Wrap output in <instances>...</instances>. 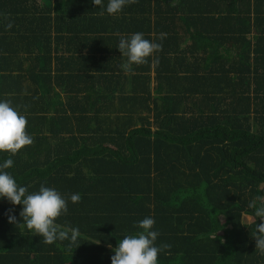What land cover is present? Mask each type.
<instances>
[{
    "label": "trees",
    "instance_id": "1",
    "mask_svg": "<svg viewBox=\"0 0 264 264\" xmlns=\"http://www.w3.org/2000/svg\"><path fill=\"white\" fill-rule=\"evenodd\" d=\"M232 12L216 0H135L115 16L92 0H0V99L34 141L0 162L14 160L29 192L81 195L56 221L79 227L78 248L45 244L22 205L0 201V264H111L145 217L171 246L159 264H264V221L248 207L264 197V17ZM135 32L162 47L125 70L116 34Z\"/></svg>",
    "mask_w": 264,
    "mask_h": 264
},
{
    "label": "clouds",
    "instance_id": "2",
    "mask_svg": "<svg viewBox=\"0 0 264 264\" xmlns=\"http://www.w3.org/2000/svg\"><path fill=\"white\" fill-rule=\"evenodd\" d=\"M135 0H108L105 6L103 0H92L96 6L109 15H118ZM8 27H11L9 24ZM119 37L117 49L126 62L122 67L127 70L133 64L140 65L148 62V58L162 47L160 43L146 39L142 32H135L128 36L116 34ZM166 38L160 34L159 39ZM28 120L21 114L18 107H14L10 100L0 99V153H8L9 157L17 155L25 146L31 145L33 137L26 131ZM14 166L11 158L0 162V201L7 199L12 205H22L20 217L27 230L43 237L45 244L57 241H68V246L81 245L80 229L73 227L61 229L57 218L68 213V202L76 204L81 200L79 193L64 197L58 190L41 185L38 191L29 192L28 187L17 183L13 175L7 171ZM248 207L254 210L257 220L264 221V197L251 200ZM11 211V210H10ZM9 223L17 224L14 214L8 216ZM20 223V222H19ZM155 220L145 217L137 222L139 229L134 234L124 236L114 249L111 264H159L158 255L170 248L168 244L156 245L159 232L154 230ZM257 248L264 254V223H256Z\"/></svg>",
    "mask_w": 264,
    "mask_h": 264
},
{
    "label": "crops",
    "instance_id": "3",
    "mask_svg": "<svg viewBox=\"0 0 264 264\" xmlns=\"http://www.w3.org/2000/svg\"><path fill=\"white\" fill-rule=\"evenodd\" d=\"M216 3L222 9L232 10L233 16L236 17L240 9L251 11L252 20L256 17H264V0H216ZM259 28H264V21L259 23ZM256 27L253 25L250 37H254L257 33Z\"/></svg>",
    "mask_w": 264,
    "mask_h": 264
}]
</instances>
